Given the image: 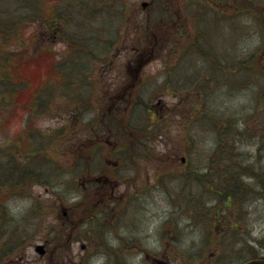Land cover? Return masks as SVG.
I'll use <instances>...</instances> for the list:
<instances>
[{
	"label": "rangeland",
	"instance_id": "374dc122",
	"mask_svg": "<svg viewBox=\"0 0 264 264\" xmlns=\"http://www.w3.org/2000/svg\"><path fill=\"white\" fill-rule=\"evenodd\" d=\"M49 1L59 3V11L70 12L60 35L49 36L25 20L18 24L17 40L7 44L17 54L27 51L10 94L19 106L0 109V150L12 151L11 142L22 143L23 149L33 146L34 141L26 144L21 139L31 133L46 144L40 151L46 169L39 173V166L33 165L37 181L28 178L14 189H0V202L21 220L8 228L0 225V245L10 244L0 250L5 251L0 264H221L223 258L222 264H237L264 254V0H249L246 8L245 0H160L158 5L152 0ZM85 1L94 15L87 14V19L79 11V3ZM142 1L147 4L141 6ZM156 8L165 11L171 24H160L164 28L159 34L143 37L136 25ZM6 18L1 15V23ZM72 35L77 39L74 45ZM212 45L219 52L222 72L212 71L211 65L218 64ZM183 49L190 51L187 64L181 61L174 70ZM205 58L211 64L204 66ZM61 59L81 61L82 70L71 85L79 93L82 77L87 76L83 93L91 91L90 105L98 109L94 118L88 112L82 116L79 125L85 124L78 136L69 113L74 103L64 91L54 93L37 113L32 102H26L39 78L56 72ZM186 66L195 78L184 76V87L178 86L181 80L164 86L165 80L183 75ZM170 68L175 73H169ZM69 70L72 64L65 73ZM11 75L14 83L12 71ZM63 77L48 80L56 88L65 84ZM136 90L148 108L136 105L132 119L139 125L154 123L149 136L142 134L153 151L150 158L122 160L114 156L118 153H113V146L123 135L101 126L104 133L93 137L113 134L115 143L87 141L91 132L86 127L94 120L98 128L99 113H110L117 125H126ZM15 91L21 92L13 97ZM114 109L116 114L110 112ZM203 110L210 119L198 116ZM228 127L233 131L229 136L237 140L232 144L234 161L227 163L215 184L218 165L209 155L219 150L216 129ZM131 135L133 139L140 134ZM96 146L101 159L89 165L86 155ZM23 159L21 154L20 164ZM233 177L239 187L231 189L235 196L227 202L205 185L216 191L235 183ZM142 190L146 192L139 195ZM11 231L16 239L8 240ZM37 243L45 246L42 256L34 249Z\"/></svg>",
	"mask_w": 264,
	"mask_h": 264
},
{
	"label": "trees",
	"instance_id": "16d2710c",
	"mask_svg": "<svg viewBox=\"0 0 264 264\" xmlns=\"http://www.w3.org/2000/svg\"><path fill=\"white\" fill-rule=\"evenodd\" d=\"M72 1H77V0H68V3L71 2L73 4ZM82 1V0H80ZM153 2H156L158 5V2L160 0H152ZM66 3V2H65ZM85 2H81L79 4H81V7L79 9V11L83 14V16L86 17L87 14H89L91 17H93V12L91 11V9H88L85 6ZM248 5H250L249 0H245L243 7L246 8L248 7ZM59 7V3H55L53 5H51L49 0H0V16L3 15L4 17H7L2 23L0 21V109H6L8 106H12L13 104L16 105V107H18V101L17 99H11L10 94L15 90V83L16 80L15 76L18 73V69L20 68V63L21 60L23 58L26 57V48L21 49L22 51L20 52V54H17V52L13 51V49H8V43L10 40H17V36H18V24H22L25 20H28L29 25L31 24H38L39 28H44L48 33L49 36H59L60 33L62 32V27L64 25V21L67 24V21H70V17L69 14L70 12H61L58 10ZM157 10H155V13L151 16V15H146L141 21H139L136 25V31L138 30L141 35L144 37L146 35H148V33L152 34V35H156L160 33L161 28H164L162 25L160 24H166L167 26L171 24V21L168 16H165V11L159 13V9L156 8ZM65 11V10H64ZM121 12V11H120ZM193 14V11L190 12ZM191 14V16H192ZM87 19V17H86ZM158 31H156V30ZM43 32V31H42ZM31 34V33H30ZM44 34V33H43ZM40 33L37 34L36 39L39 37ZM208 34H205V36ZM30 35V39H31ZM117 37L114 39V41L118 38V35H116ZM210 38V36H209ZM70 40V44L74 45V43L76 42V40L74 39L73 35L72 38H69ZM42 41H44L42 39ZM21 44L23 45V40L21 39ZM39 43V41H37ZM83 40L81 41V44ZM112 42L110 40L107 41V45H110ZM71 45V46H72ZM213 46V45H212ZM75 49V46H72ZM137 48V47H136ZM213 51H214V57L216 59V62H218L217 66H213L211 65L212 71L214 72H222L221 70V64L219 60V52H217V49L214 48L213 46ZM140 50V49H137ZM136 51V49H135ZM190 53V51L188 50L187 52L185 51V49H183L180 53V57L181 59L177 60L176 66H174V70H178V65L179 62L183 61L187 64L186 60H188L187 53ZM218 53V54H217ZM209 54V53H208ZM211 58V57H210ZM205 58V62H207V64H204V66L208 65L209 63L211 64V60L213 61L214 59L211 58ZM227 58H230V54L228 55ZM66 59H61V61L59 63H57L58 65H56L57 67V71L55 72V70H53L52 74L46 73L44 76H42L41 78H39L37 85L35 86V88L33 90H31L30 93L27 94V98H26V102H32L33 104V109L37 112H39L40 110L43 111L45 109V107L47 106V103L50 101V99L53 97L54 93H58V92H62L64 91L68 98L70 99L69 101L71 103H74L73 107H75L74 111H70V116H72V123L71 125L76 127V134L78 136L79 133V127L81 125H84L85 122H83V124L79 125V122L82 120V116L84 114H87V112L89 114H91L92 118H94V116L97 115V111L98 109H96L95 107H91L90 105V100H89V94H91V91L89 92V89H87V93H83V88L88 87L89 82H86L87 76L82 77L85 81L80 83V92L78 93L77 89L73 88L72 81L78 78L79 72L82 70V63L81 61H76L75 60H67ZM185 60V61H184ZM192 61V59H191ZM67 64H72L73 65V70H69L68 72L65 73V70L67 68ZM196 65H193V68H195L194 70H199L196 69ZM192 68V69H193ZM173 69V68H172ZM171 68L168 69L169 73L171 71H173L175 73L174 70H172ZM236 68L235 69H231L230 72V76L236 72ZM11 71L13 72L14 75V83H13V79H12V75H11ZM173 73V74H174ZM199 73V71H198ZM65 77H63V76ZM190 76L193 75V77L195 78L197 74H194L193 72H189L187 66L185 69V72L183 75L181 76H175V78H173L172 81H164V86H167L168 83L171 85H174V81L178 80L180 82L181 80V84L178 83V86L180 85L181 87H184V84L186 85L187 81L183 80L184 76ZM235 75V74H234ZM63 77L65 79V84H61L59 87H54L53 84H51L49 82V78H53L54 80H59L60 77ZM187 76L185 77L187 79ZM82 78H79L80 80ZM14 84V85H13ZM79 84V83H78ZM128 85V82H127ZM126 85V87L124 88V92L126 90H128V86ZM33 86V85H32ZM175 86V85H174ZM33 88V87H32ZM21 91H15V94H12L13 97L19 95ZM129 92V91H128ZM89 93V94H88ZM15 95V96H14ZM143 96L141 95V93L139 91H137L135 98H134V104L132 105V108L130 109V117L127 120L126 125L125 124H118L117 125V118L115 116V119L110 118V113H99V117L98 120L96 121L95 126L97 125L98 128L94 127V120L93 123L91 124L92 120H90L87 123V127L88 130H90L91 134H89L87 137V141H104V142H114V140L111 139V137H113L114 135H110L107 136L106 135V139L100 138V137H93L95 135V133L99 134V131L102 133L103 130L101 128V126L106 127L108 129H111L114 133L116 132L117 135L121 134L123 135V137H119L122 138V140L124 141H117L119 144V146L117 145V147L113 146V153H118L117 155L115 154L114 156L116 158L119 157H123L122 160H125L127 158L130 159H134L135 157H140L141 155H144L148 158H150L151 156V152L153 151L150 146L145 145L144 142L142 141V138L144 139V137H142L143 132L145 133L146 136H149L150 133L149 131L152 128V125H154L153 122L148 123L146 122L144 125H139L137 120H133V116L132 114L134 113V110L136 108V105H142L146 108H148L147 106V102L144 98H142ZM206 97V95H205ZM78 104V105H77ZM193 107H196V105H194ZM112 114H116L117 110H111L110 111ZM196 112H198V108H196ZM201 114V117L206 116L207 118H211L209 116V113H205V111L203 110V113H198V116ZM213 117V115H212ZM115 120V122H114ZM28 123L31 122V120L27 121ZM114 122V123H113ZM221 123L225 122V121H221ZM157 123V121H156ZM215 121H213V125H215ZM227 126H231L230 124L226 125ZM92 127V128H91ZM137 131L138 134H140L137 138H130V137H134L131 135V133H133L134 131ZM232 129L228 127V130L226 128H222L221 130H219V128L216 129L217 132V139L215 140V148H218V152L214 155H209L210 160H214L217 162L218 168H217V174L216 177L218 179H213L212 182L217 184V181L219 180L220 176L223 177V173L226 172V167H227V163H229L230 161H234V157H233V151H232V144L233 142L237 141L234 140L235 138L232 136H229L230 132ZM93 131V133H92ZM128 132V134H127ZM104 133V132H103ZM234 133H238L239 135H242V131H236L234 130ZM105 138V137H104ZM224 138V139H223ZM22 140L24 139L26 141V144H30L31 142L34 141V145L33 146H28L27 148L25 147V149H23L22 147V143L17 145V143H10L8 144V148L13 149L12 151L10 150L9 153H6V150H4L2 153L0 150V160L1 158H3L0 162V166H3L2 169H0V189L4 186L9 185V187H11L12 189L15 188V185H19L21 182L20 181H24L28 178H34L35 181H37L39 179V174L36 168L33 167V165L39 166L38 170L39 173L45 172L46 169V161L44 159V153L43 151L40 152L41 150L45 149L46 144L43 143V140L40 138H35L32 136L31 133H26L22 136L21 138ZM149 137H146V140H148ZM110 140V141H108ZM241 140V139H240ZM224 142V143H223ZM14 144V145H13ZM100 144V143H99ZM227 144V146L225 147V145ZM102 146H100L101 148ZM79 148V146H78ZM16 149L19 150H25V154L23 153H17ZM98 147H93L92 151L88 152L86 157H87V162L89 165H91V162L98 160L100 161L101 159V155ZM144 152V153H143ZM232 152V153H231ZM23 155V163L20 164L21 162H19L20 159V155ZM17 156V157H16ZM80 156V155H78ZM41 157V158H40ZM135 160V159H134ZM33 162V163H32ZM247 162V161H245ZM211 163V162H210ZM248 163V162H247ZM79 165V163H76ZM238 164V163H237ZM77 165V167H78ZM99 165V164H98ZM100 169V167H97ZM99 171H102V169H100ZM104 172V171H102ZM230 172V171H229ZM228 172V173H229ZM205 173V172H204ZM185 174H187L185 172ZM261 172H258L256 176L260 175ZM188 178V176H186V179ZM73 179V178H72ZM228 179V178H227ZM74 180V179H73ZM211 183V179L208 180ZM253 181V178L252 180ZM221 182V181H220ZM232 182L235 183H231V185H221V188L219 190L215 191V187H213V185L209 186L207 184L206 187L208 189H210L211 191H214L216 193H218L220 195V197L222 198L223 196L226 197V199L229 201V198H232L233 196H235V194L233 193L234 191L231 189H237L239 187V184L237 182V180L233 177ZM232 196V197H231ZM235 201V198H234ZM33 210L35 209V206L32 207ZM15 223H21V220L15 219L14 216L10 215V213L7 210V206L5 203L0 202V225H5L7 228L11 226V224ZM13 225V226H14ZM5 227V228H6ZM12 232V231H11ZM1 234V233H0ZM12 237H9L8 240L10 239H16V234L15 233H11ZM8 238V237H7ZM7 241H3L2 244L0 245V250L3 247L6 246H10L9 242L6 243ZM12 244L15 243L14 240L10 241ZM1 254H4L5 251L0 252ZM1 257V256H0Z\"/></svg>",
	"mask_w": 264,
	"mask_h": 264
},
{
	"label": "water",
	"instance_id": "95a60500",
	"mask_svg": "<svg viewBox=\"0 0 264 264\" xmlns=\"http://www.w3.org/2000/svg\"><path fill=\"white\" fill-rule=\"evenodd\" d=\"M145 3H143L144 5ZM35 250L39 253V254H43L45 249L43 247L42 244H36L35 245ZM58 264H66L64 262H61V263H58ZM242 264H264V257L263 258H254V259H250V260H247L245 261L244 263Z\"/></svg>",
	"mask_w": 264,
	"mask_h": 264
},
{
	"label": "flooded vegetation",
	"instance_id": "af4514ba",
	"mask_svg": "<svg viewBox=\"0 0 264 264\" xmlns=\"http://www.w3.org/2000/svg\"><path fill=\"white\" fill-rule=\"evenodd\" d=\"M144 190H142V191H140V194L139 195H141V194H144V192H146V190L143 192Z\"/></svg>",
	"mask_w": 264,
	"mask_h": 264
}]
</instances>
